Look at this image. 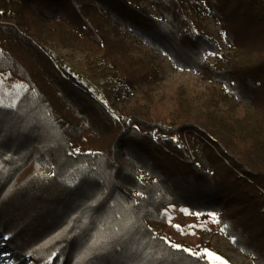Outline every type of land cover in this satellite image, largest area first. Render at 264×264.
<instances>
[{
	"label": "trees",
	"instance_id": "16d2710c",
	"mask_svg": "<svg viewBox=\"0 0 264 264\" xmlns=\"http://www.w3.org/2000/svg\"><path fill=\"white\" fill-rule=\"evenodd\" d=\"M126 36L221 85L243 115L203 119L182 105L117 119L47 49L107 60L130 92L156 73ZM0 49V252L11 264H209L173 247L169 205L215 213L264 264V0H0Z\"/></svg>",
	"mask_w": 264,
	"mask_h": 264
},
{
	"label": "rangeland",
	"instance_id": "374dc122",
	"mask_svg": "<svg viewBox=\"0 0 264 264\" xmlns=\"http://www.w3.org/2000/svg\"><path fill=\"white\" fill-rule=\"evenodd\" d=\"M202 20L209 34L224 52H228L229 46L221 25L208 14ZM126 39L130 43L131 53L146 62L156 73L154 79L136 85L130 92L120 89L119 83L112 77L114 69L107 60L101 57L86 58L78 50L54 44H49L47 49L67 74L76 77L112 114L118 113L117 119L121 113L131 111L150 117L154 113L168 116L182 111L179 108L182 105L203 119L209 116L229 119L243 115L247 106H237L232 96L223 97L225 90L221 85L206 81L196 71L177 67L166 53L156 52L145 43L134 42L129 36ZM208 57L215 61L214 54ZM213 89L216 90L215 95ZM113 116L116 118V115ZM163 218L168 223L166 235L170 241L179 247H186L192 253L207 250L214 254L206 257L209 264H255L251 256L239 249L234 239L226 234L215 213L203 216L191 213L187 207L169 205L164 210ZM5 255V252H0V264H11ZM216 257L221 259L217 260Z\"/></svg>",
	"mask_w": 264,
	"mask_h": 264
},
{
	"label": "snow or ice",
	"instance_id": "6c2138e0",
	"mask_svg": "<svg viewBox=\"0 0 264 264\" xmlns=\"http://www.w3.org/2000/svg\"><path fill=\"white\" fill-rule=\"evenodd\" d=\"M177 227L179 228V226L177 225ZM173 247H179V245H173ZM191 251V250H189ZM194 255H201L202 257H208V256H211V255H214L212 253H209L207 250H205L203 253H193ZM217 260H220L221 258L220 257H216ZM222 264H226V262H222Z\"/></svg>",
	"mask_w": 264,
	"mask_h": 264
},
{
	"label": "built area",
	"instance_id": "2783aa9c",
	"mask_svg": "<svg viewBox=\"0 0 264 264\" xmlns=\"http://www.w3.org/2000/svg\"><path fill=\"white\" fill-rule=\"evenodd\" d=\"M113 114L116 115V118H118V113L115 114V113L113 112Z\"/></svg>",
	"mask_w": 264,
	"mask_h": 264
}]
</instances>
